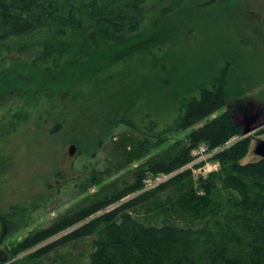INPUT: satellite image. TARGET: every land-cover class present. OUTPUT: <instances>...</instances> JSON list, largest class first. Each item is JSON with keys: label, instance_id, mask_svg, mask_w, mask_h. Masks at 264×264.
Here are the masks:
<instances>
[{"label": "trees", "instance_id": "16d2710c", "mask_svg": "<svg viewBox=\"0 0 264 264\" xmlns=\"http://www.w3.org/2000/svg\"><path fill=\"white\" fill-rule=\"evenodd\" d=\"M152 3L160 11L165 8L160 0H0V155L9 158L10 148L30 143L35 135L73 127L80 133L71 139L79 150L108 149L114 159L111 172L139 161L130 180L119 176L99 183L94 172L97 189L48 226L13 243L6 250L7 262L0 264H40L57 247H76L87 237L92 247L88 264H264V158L243 162L251 135L217 152L220 169L198 183L192 170L185 169L141 191L148 174H171L193 159L191 152L200 144L214 149L242 134L234 112L247 89L234 95L230 81L217 77L199 95L176 97L172 119L161 129L155 126L161 113L142 98L113 110L94 127L76 124L86 89L94 90L107 76L103 69L160 42L154 37L161 29L155 28L154 19L162 16L154 14ZM144 50L151 52V47ZM225 107L192 129L187 139L147 157L151 145L164 143L169 133L199 124ZM47 122L53 124L49 130ZM120 126L124 129L117 132ZM10 202L8 211L0 210L8 234L20 231L27 216L20 214L27 208L23 202ZM112 204L116 206L105 210ZM62 258L58 255L53 262L74 263Z\"/></svg>", "mask_w": 264, "mask_h": 264}, {"label": "rangeland", "instance_id": "374dc122", "mask_svg": "<svg viewBox=\"0 0 264 264\" xmlns=\"http://www.w3.org/2000/svg\"><path fill=\"white\" fill-rule=\"evenodd\" d=\"M160 2L163 7L165 5L161 11L158 4L147 5V9L149 6L153 7L154 14L157 12L158 17L162 16L159 21L154 19L153 14L149 17L154 19L156 29L161 28L154 36L160 42L151 44V52L145 53L147 51L144 49L150 47L143 46L132 58L127 57L114 66L103 69L110 78L102 76L94 90L86 89V100L79 103V106L85 104L81 107L83 114L76 124L94 127L102 119L107 121L113 110L125 107L130 101L138 103L142 98L148 107L157 108L158 113H161L162 116L155 117V126L161 129L172 119L170 111L176 103V97L199 95L203 85L210 86L217 77L224 76L230 81L234 95L247 89L246 93L241 94L245 100L234 102L235 107L237 106L234 119L242 130L249 127V135L252 136L250 151L243 162L258 159L254 147L257 140L264 139V107L260 106L264 103L260 100L264 96V0ZM259 25L263 28L260 29ZM237 78L243 81L239 85ZM226 109L227 107L219 109L206 120L186 130L169 133L164 143L151 145L147 157L163 151L179 140L187 139L192 129ZM45 127L51 129L52 122H47ZM122 129L124 126L116 131ZM50 134L51 132L49 136L46 135L47 138L35 135L37 139H32L30 143L18 142L14 148H10L14 151L6 152L9 158L0 155V210H7L6 201L9 205L10 201L19 204L23 202L24 207H27L20 211L22 216L27 215L21 220L24 227L7 234L4 239L1 247L6 250L11 249L13 243L48 226L58 215L97 189L92 183L95 182L92 178L94 172L99 183H108L119 176L130 180L133 172L137 171L139 161L118 173L111 172L108 167L114 164V159L105 146L91 152L87 151V147L82 151L78 149L74 156H69L68 147L73 143L71 139L80 135L73 127L51 134L52 136ZM241 138H244L241 134L234 135L223 146L208 149L205 154H201V149L206 145L200 144L195 151H200L201 158L193 150V159L171 174H148L141 191L151 189L164 182L169 175L185 169L192 170L198 183L200 177L206 178L220 169L216 153ZM86 185H91L88 191L79 194ZM134 195L135 193L124 199ZM115 206L116 204H112L105 210ZM16 214L19 215L18 212ZM73 228L72 226L48 239L41 246ZM85 239V242L80 241L76 247L72 243L57 247L40 264H62L63 261L53 262L58 255L63 256L62 260L74 261L73 264H88L92 247L89 244L90 238ZM24 254L21 253L20 256Z\"/></svg>", "mask_w": 264, "mask_h": 264}, {"label": "water", "instance_id": "95a60500", "mask_svg": "<svg viewBox=\"0 0 264 264\" xmlns=\"http://www.w3.org/2000/svg\"><path fill=\"white\" fill-rule=\"evenodd\" d=\"M242 133L245 135L250 134V129L249 127H246L245 129L242 130ZM78 147L75 143H71L68 147V155L69 156H74L75 153L77 152ZM254 152L261 158H264V139H259L257 140L255 147H254ZM8 224L6 220L0 215V262H6L8 260V254L1 247V245L4 242L5 237L8 234Z\"/></svg>", "mask_w": 264, "mask_h": 264}, {"label": "built area", "instance_id": "2783aa9c", "mask_svg": "<svg viewBox=\"0 0 264 264\" xmlns=\"http://www.w3.org/2000/svg\"><path fill=\"white\" fill-rule=\"evenodd\" d=\"M202 149H207V148L205 147V148H202ZM202 149H201V150H202ZM199 152H200V151L197 150V151H195V154H198V156H199ZM199 157H200V156H199ZM200 158H201V157H200Z\"/></svg>", "mask_w": 264, "mask_h": 264}, {"label": "bare ground", "instance_id": "6f19581e", "mask_svg": "<svg viewBox=\"0 0 264 264\" xmlns=\"http://www.w3.org/2000/svg\"><path fill=\"white\" fill-rule=\"evenodd\" d=\"M206 151H207V149H202L201 154H205Z\"/></svg>", "mask_w": 264, "mask_h": 264}, {"label": "flooded vegetation", "instance_id": "af4514ba", "mask_svg": "<svg viewBox=\"0 0 264 264\" xmlns=\"http://www.w3.org/2000/svg\"><path fill=\"white\" fill-rule=\"evenodd\" d=\"M1 215V214H0Z\"/></svg>", "mask_w": 264, "mask_h": 264}]
</instances>
